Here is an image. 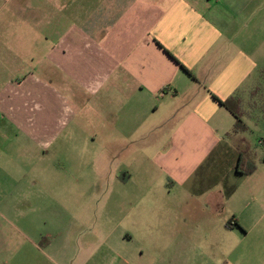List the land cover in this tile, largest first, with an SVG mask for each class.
<instances>
[{"label": "crops", "instance_id": "0c3cea01", "mask_svg": "<svg viewBox=\"0 0 264 264\" xmlns=\"http://www.w3.org/2000/svg\"><path fill=\"white\" fill-rule=\"evenodd\" d=\"M7 19L33 23V60L45 59L60 90L78 105L86 91L94 95V115L104 120L97 128L122 136H111L113 155L136 147L139 160L156 162L165 179L161 190L128 191L122 210L107 200L93 206L89 191L34 190L32 170L19 165L33 164V141L51 143L25 131L23 109L7 108L3 89L0 264H148L132 254L141 232L133 214L220 209L231 174L244 176L237 173L240 150L256 141L226 137L235 117L215 97L248 100L255 88L264 90V0H0V76ZM29 82L14 97L34 90L52 105L55 90ZM52 121H45L51 140L62 130ZM121 212L130 216L118 221ZM236 222L229 220L231 230Z\"/></svg>", "mask_w": 264, "mask_h": 264}, {"label": "rangeland", "instance_id": "374dc122", "mask_svg": "<svg viewBox=\"0 0 264 264\" xmlns=\"http://www.w3.org/2000/svg\"><path fill=\"white\" fill-rule=\"evenodd\" d=\"M13 6L7 5V13ZM29 25L33 23L7 19L4 38L6 66L0 76L3 80L0 92L5 90L7 108L23 109L19 119L27 128L25 131H32L38 142L51 143L45 147L33 141V164L19 165L32 170L33 189L38 192L89 191L93 195L90 202L93 206H103L107 200L109 205L117 206L119 210L125 207V196L130 190L163 189L165 175L153 160H139L140 153L136 147L127 149L125 146L126 150L118 149V155H113L115 149H110L109 145L113 140L111 136L117 140L122 136L120 133L113 136L108 129L104 133L97 128L99 121L104 120L94 115L93 94L86 91L85 103L78 105L72 100L71 92L60 90L62 86L56 79L51 81L53 71L45 70V59L38 55V59L34 57L33 60V29ZM58 77L60 70H54V78ZM25 81L34 85L36 82L40 90L46 84L53 88L52 105L49 99L45 101L34 90L32 97L25 92L26 96L20 97L17 93L15 98L17 87ZM67 107L74 113H66ZM54 110L59 116L50 115ZM78 110L84 116H80L82 113ZM74 114L76 118L73 120L71 115ZM66 118L67 124H62ZM58 119L62 130L51 140L53 135L46 133L45 121L48 125L52 120V124L57 123ZM6 120L8 122L9 118ZM247 123L250 128L244 134L247 139L257 141L263 136L264 119L259 112H255ZM43 134L45 136L38 137ZM26 135L29 136L28 133ZM161 138L162 135L159 140ZM259 139L261 142L264 138ZM21 141L29 142V139L21 134ZM255 162L256 171L252 175L231 174L230 194L220 203V209L213 207V211L204 215L186 211L133 214V224L140 222L141 232L137 233L139 238L132 254L148 264H264L263 147L256 149ZM9 168L12 172L13 166ZM82 199L89 201V197ZM127 216L130 215L119 213L118 221ZM231 218H235L240 227L229 229L227 225Z\"/></svg>", "mask_w": 264, "mask_h": 264}, {"label": "trees", "instance_id": "16d2710c", "mask_svg": "<svg viewBox=\"0 0 264 264\" xmlns=\"http://www.w3.org/2000/svg\"><path fill=\"white\" fill-rule=\"evenodd\" d=\"M215 99L235 117L234 127L226 134L227 138L248 133L250 128L246 119L252 118L255 112H259L261 117L264 118L263 85L255 88V90L251 92L248 100H245L240 96H234L226 101H221L216 97ZM261 142L262 143L256 141L253 144H247L244 149L240 150L239 162L237 166L238 174L250 176L256 171V162L253 150L258 147L264 148V140L262 139ZM235 225L239 227L238 222H236ZM227 227L229 229H233L231 224H228Z\"/></svg>", "mask_w": 264, "mask_h": 264}, {"label": "built area", "instance_id": "2783aa9c", "mask_svg": "<svg viewBox=\"0 0 264 264\" xmlns=\"http://www.w3.org/2000/svg\"><path fill=\"white\" fill-rule=\"evenodd\" d=\"M259 143H262V142H259Z\"/></svg>", "mask_w": 264, "mask_h": 264}]
</instances>
